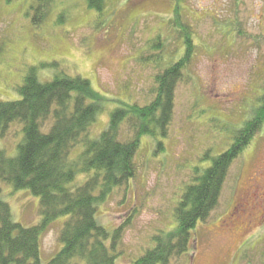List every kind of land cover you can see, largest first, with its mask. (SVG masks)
Instances as JSON below:
<instances>
[{
  "label": "rangeland",
  "instance_id": "1",
  "mask_svg": "<svg viewBox=\"0 0 264 264\" xmlns=\"http://www.w3.org/2000/svg\"><path fill=\"white\" fill-rule=\"evenodd\" d=\"M46 3L45 18L35 24V0H0V100L19 98L28 67L57 62L67 74L90 80L107 101L91 137L106 128L116 100L144 105L154 98L159 70L148 62L159 53L157 39L160 69L183 54L169 24L172 0H105L99 16L86 0ZM179 13L194 32L196 48L175 88L166 135L141 136L135 176L97 209L108 231L123 227L117 264H130L154 246L155 235L175 227L174 208L193 170L210 164L206 153L214 157L227 148L264 81V0H184ZM126 133L124 125L123 139ZM21 137L20 125L13 123L0 145L13 155ZM0 193L14 221L25 227L39 223L38 196L8 183ZM243 201L245 212L233 216ZM66 218L41 233L42 262L61 248L58 235ZM189 243L169 264H264V127L231 165L216 207L196 224Z\"/></svg>",
  "mask_w": 264,
  "mask_h": 264
},
{
  "label": "trees",
  "instance_id": "2",
  "mask_svg": "<svg viewBox=\"0 0 264 264\" xmlns=\"http://www.w3.org/2000/svg\"><path fill=\"white\" fill-rule=\"evenodd\" d=\"M104 1L86 0V5L99 16ZM172 1L169 24L182 43L183 54L160 69L163 55L157 39L154 45L159 53L150 55L148 62L159 70L153 77L154 98L144 105L116 100L106 128L96 137L89 131L106 109L105 97L90 80L67 74L57 62L28 67L17 87L19 98L0 100V141L13 123L20 125L22 132L13 155L0 145V185L8 183L38 196L41 214L38 224L21 225L13 220L0 193V264H117L115 248L123 227L108 231L97 220L98 206L135 176L141 136L166 135L175 88L196 48L191 26L180 18L184 0ZM46 4V0H35L33 23L45 18ZM244 118L232 130L227 148L214 157L206 153L204 158H210V164L193 170L174 208L175 227L155 235L154 246L130 264H169L187 252L196 224L205 221L216 207L231 165L264 127V81ZM124 125L128 133L123 139L120 132ZM79 176L82 179L77 183ZM63 216L67 218L58 235L62 246L42 262L39 237Z\"/></svg>",
  "mask_w": 264,
  "mask_h": 264
},
{
  "label": "flooded vegetation",
  "instance_id": "3",
  "mask_svg": "<svg viewBox=\"0 0 264 264\" xmlns=\"http://www.w3.org/2000/svg\"><path fill=\"white\" fill-rule=\"evenodd\" d=\"M244 203V204H243ZM242 202H239L237 204V206L234 208L235 211L233 212V216L236 215V214H240L241 212H245V206L247 205V203L245 201Z\"/></svg>",
  "mask_w": 264,
  "mask_h": 264
}]
</instances>
